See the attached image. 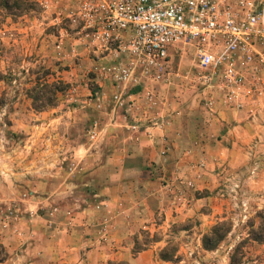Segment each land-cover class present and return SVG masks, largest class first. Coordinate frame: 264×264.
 Here are the masks:
<instances>
[{
  "label": "rangeland",
  "instance_id": "obj_1",
  "mask_svg": "<svg viewBox=\"0 0 264 264\" xmlns=\"http://www.w3.org/2000/svg\"><path fill=\"white\" fill-rule=\"evenodd\" d=\"M28 1L36 4L31 11L16 19L7 17L0 23V163L28 162L32 157L42 156V152V157L53 153L59 158L64 181L77 165L70 159L73 151H67L69 134L85 145L92 169L97 167L98 157L107 159L116 154L136 158L141 152L146 162L139 168L157 184L156 207L151 221L130 234L133 256L155 248L156 259L152 264H264V243L251 240L257 234L264 239V100L248 101L240 109L230 107L238 111L248 109V120L220 116L214 106L212 111L206 106L209 98L216 97V102L219 99L216 84L203 88L191 58L174 52L169 58L168 79L157 84V106L152 110V118L164 119L168 125V116H159L158 111L169 108L171 101L175 103L173 107L179 106L184 111L180 116L186 130L181 155L172 154L173 146L165 134L158 136V140H154L152 133L146 134L150 143L138 148L142 137L140 131L134 133L129 129L132 115L125 107L116 108L112 92L105 88L112 84L101 73L105 56L84 51L74 41L79 40L75 34L78 27L69 20L72 9L65 6L67 0ZM37 77L39 80L32 84ZM57 81L62 82V90L55 100ZM36 84L35 94L39 93L42 108L34 109L31 100L28 106L17 98L26 97V92ZM105 94L112 95L111 102ZM113 106L120 112L121 129L126 131V138L129 136L121 149L117 148L118 153L111 142L104 143L106 123L97 117ZM51 108L60 110L61 123L67 128L61 131L40 128L42 123L36 119L37 114ZM68 111H75L76 118L63 116ZM71 121L79 126H66ZM249 121L260 131H252L250 140L245 142L243 137L248 135L243 126ZM91 130L97 133L93 140L89 137ZM153 154L157 160H152ZM123 166L124 172L130 171L129 165ZM114 167L112 163L106 164L107 173L113 174ZM2 168L5 165L0 166V185L6 186L8 181L3 176L9 175V171ZM18 185L23 186L20 181L11 180L8 189L0 186V260L6 257L2 240L5 232L33 237L30 227L27 234L20 232L19 222L31 225L37 221L52 229L61 208L62 221L71 224L74 219L67 210L70 193L60 196V202L51 203L50 194L39 195ZM91 191L83 198L82 208L86 216L89 209L90 215L96 214L97 221L93 218L95 226H90L88 235L105 246V260L98 264H126L112 256L126 246L117 247L111 239L116 232V219L123 216L114 213L108 200L94 197ZM221 221L230 225V232L215 248H204V236ZM161 254L170 260L162 259Z\"/></svg>",
  "mask_w": 264,
  "mask_h": 264
},
{
  "label": "built area",
  "instance_id": "obj_2",
  "mask_svg": "<svg viewBox=\"0 0 264 264\" xmlns=\"http://www.w3.org/2000/svg\"><path fill=\"white\" fill-rule=\"evenodd\" d=\"M69 20L77 24L83 45L111 55L103 77L117 87L131 82L139 87L135 100L125 102L120 93L112 97L116 108L132 115L134 133L149 136L151 128L166 125L152 118L154 87L168 79L174 52L191 58L198 83L203 88L215 83L218 101L226 106L240 109L264 100V0H74ZM89 137L95 139L96 131Z\"/></svg>",
  "mask_w": 264,
  "mask_h": 264
},
{
  "label": "crops",
  "instance_id": "obj_3",
  "mask_svg": "<svg viewBox=\"0 0 264 264\" xmlns=\"http://www.w3.org/2000/svg\"><path fill=\"white\" fill-rule=\"evenodd\" d=\"M64 3L65 6L70 7V9L74 8V0H67ZM58 5L62 6L61 3H58ZM74 41L75 43L78 42L77 44H80V49L82 48L84 51L103 54L105 56V63H109L113 60L108 53L104 54L100 51L88 49L83 45L80 38ZM105 88L112 92V95L116 93L122 94L125 102L137 99V95L135 94L139 90V87L134 86L132 82L123 87H117L114 86L113 83H110L109 85L107 84ZM154 88L156 92H158L159 87L156 85ZM112 95L107 97L105 94L110 102ZM17 99L22 102L21 104L30 106V100L25 96L21 97V95H19ZM174 104L175 103L171 101L169 108L158 111L159 116H168L169 124L165 125L162 130L153 127L149 131H151L154 140H158V136L162 134L167 135L173 146L172 154L181 155L180 148L186 130L180 116L184 111L178 108L179 106L173 107ZM213 106L214 109L218 111L217 114H220V116L227 115V119L234 117L238 118V120H248L250 116V111L248 109L241 111L234 110L226 106L222 101L215 102ZM214 109L212 107L209 108L211 111ZM59 112L60 110L58 108H51L48 111L38 113L36 119L42 123L40 128L43 129L47 127L48 129V127H50L51 130L56 129L57 131L67 128L61 123L63 121L60 119L62 116H60ZM28 113H30V110H28ZM119 113V110L113 106L111 110H105L103 113L97 115L101 123H106L105 125L103 124V141L104 143L111 142L112 145L116 147L115 153H118V149H121L120 147L123 141L129 140V136L126 138V131L121 129L123 123L118 122ZM76 114L75 111H68L63 113V116L74 115L75 119ZM82 115L84 114L82 113ZM60 123L62 125H60ZM76 124V121H71L66 126L77 128L79 125ZM243 129L246 133L245 135H248V137H243V141L245 142L250 140L249 134L252 131H260L256 124L254 125L251 121L245 123ZM122 134H124V137H120ZM139 134L142 139L136 147L140 148L142 146H147L150 142L145 137L146 132L141 130ZM68 138L70 141L68 140V144L66 145L67 151H73V154L70 155L72 158L70 159H73L74 163L77 165L71 170V173L66 175V180L64 181V173L62 174L59 169V158L53 155V153L51 156L42 157V152V156L37 158L32 157L28 162L14 160L13 162L5 163L1 161L2 163H0V166L5 165V168H2V170L4 172L8 170L9 175L3 176V178H6L8 181L7 185L0 186L8 189L11 187L8 186L11 180L20 181L23 186H18L22 188L25 187L24 189L28 188L30 192L44 196L50 194L53 197L51 198V203L60 202V196L66 192L70 193L68 196L71 197L69 201H67V210L73 213L74 219L71 224H68L64 220L62 221L63 209L61 208L54 217L55 225H53L52 229L45 228V225L37 221L31 223V225L26 221L19 222L18 229H20L21 233L27 234V229L30 227L34 235L28 238L24 235L23 237L19 235L15 236L10 232H5L2 236V240L5 245L6 257L0 260V264H98L105 260V246H101V243L97 241L98 239L96 237L90 238L88 235L89 229H91L90 226H95V223L92 222H94L93 220L96 214L93 213L90 215L89 209L88 215L86 216V211L82 208L85 202L83 198L87 196L86 193L90 189L94 197H103L105 200H108L106 202L110 207L113 206L114 213L123 216L116 219V232L113 233L111 239L117 247L119 245L126 246H122L121 250H117V252L112 255L113 258L118 261H124L126 264H152L153 260L156 259L155 248L142 250L135 256L130 252V248L132 247L130 234L132 235L136 229L142 227L145 222L148 223L151 221L154 208L156 207L155 193L157 184L154 181H150L148 175L139 168L146 162V159L141 157V152L139 154L140 157L136 158L114 154L107 159L98 157L97 167L92 169V167H90L91 157L87 155L85 145L78 143L73 135L70 136L69 134ZM54 143L55 145L57 144V142ZM151 157L152 160H157L154 154ZM171 158H174L173 155ZM182 160L183 157L179 160L178 164H180ZM108 163H112L115 166L113 174L107 173L106 164ZM123 165H129L130 171L124 172ZM14 189H16V187H14ZM40 200L44 204L47 203L45 198H40ZM128 216H130V218H127ZM95 220L97 221V218ZM53 229L56 233H54L55 231H51ZM156 264L160 263L156 262Z\"/></svg>",
  "mask_w": 264,
  "mask_h": 264
},
{
  "label": "trees",
  "instance_id": "obj_4",
  "mask_svg": "<svg viewBox=\"0 0 264 264\" xmlns=\"http://www.w3.org/2000/svg\"><path fill=\"white\" fill-rule=\"evenodd\" d=\"M36 4L30 2L28 0H0V23H2L7 17H12L13 19L19 18L32 10V8ZM6 79H4L5 82ZM12 79H8V82H11ZM38 77L34 79L33 83L37 82ZM55 100H57L59 94L61 93L62 82L57 81L55 83ZM38 88L36 84L32 87L31 90L26 92V98L31 100L32 108H42L40 104L41 98H39V93L35 91ZM41 93V91H40ZM230 225L226 221L218 222L214 225L211 230L204 236L203 238V246L206 249L215 248L230 232ZM257 234V233H256ZM252 241L258 243H264V239H262L261 235H255V237L251 238ZM162 259L170 260L167 258L166 254H161Z\"/></svg>",
  "mask_w": 264,
  "mask_h": 264
}]
</instances>
